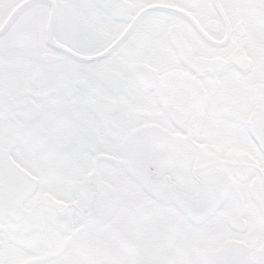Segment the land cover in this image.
Listing matches in <instances>:
<instances>
[{"label":"snow or ice","instance_id":"snow-or-ice-1","mask_svg":"<svg viewBox=\"0 0 264 264\" xmlns=\"http://www.w3.org/2000/svg\"><path fill=\"white\" fill-rule=\"evenodd\" d=\"M0 264H264V0H0Z\"/></svg>","mask_w":264,"mask_h":264}]
</instances>
